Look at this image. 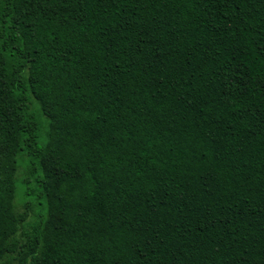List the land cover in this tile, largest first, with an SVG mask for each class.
Listing matches in <instances>:
<instances>
[{
	"label": "trees",
	"instance_id": "trees-1",
	"mask_svg": "<svg viewBox=\"0 0 264 264\" xmlns=\"http://www.w3.org/2000/svg\"><path fill=\"white\" fill-rule=\"evenodd\" d=\"M0 264H264V0H0Z\"/></svg>",
	"mask_w": 264,
	"mask_h": 264
},
{
	"label": "rangeland",
	"instance_id": "rangeland-1",
	"mask_svg": "<svg viewBox=\"0 0 264 264\" xmlns=\"http://www.w3.org/2000/svg\"><path fill=\"white\" fill-rule=\"evenodd\" d=\"M33 111L37 116V119L39 121V131L38 135L42 142H45L47 140V134H48V122L47 119L41 114L39 111L37 105L33 106ZM27 168H28V160L26 157H22L19 162L18 167V184H17V196H16V207L19 211H22L25 205V202H27V196L25 195V186L22 184V181L25 180L27 177Z\"/></svg>",
	"mask_w": 264,
	"mask_h": 264
}]
</instances>
